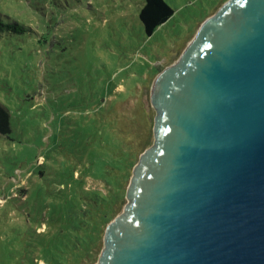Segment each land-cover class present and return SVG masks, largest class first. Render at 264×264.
I'll use <instances>...</instances> for the list:
<instances>
[{"label": "rangeland", "instance_id": "1", "mask_svg": "<svg viewBox=\"0 0 264 264\" xmlns=\"http://www.w3.org/2000/svg\"><path fill=\"white\" fill-rule=\"evenodd\" d=\"M145 0H0V264H98L156 141V77L231 0H166L152 35Z\"/></svg>", "mask_w": 264, "mask_h": 264}, {"label": "water", "instance_id": "2", "mask_svg": "<svg viewBox=\"0 0 264 264\" xmlns=\"http://www.w3.org/2000/svg\"><path fill=\"white\" fill-rule=\"evenodd\" d=\"M156 141L98 264H264V0H231L156 77Z\"/></svg>", "mask_w": 264, "mask_h": 264}, {"label": "trees", "instance_id": "3", "mask_svg": "<svg viewBox=\"0 0 264 264\" xmlns=\"http://www.w3.org/2000/svg\"><path fill=\"white\" fill-rule=\"evenodd\" d=\"M174 14V9L166 0H145L139 12V18L147 35L155 30ZM23 27L17 22H5L0 18V34L19 33ZM10 111L0 103V132L7 134L11 131Z\"/></svg>", "mask_w": 264, "mask_h": 264}]
</instances>
